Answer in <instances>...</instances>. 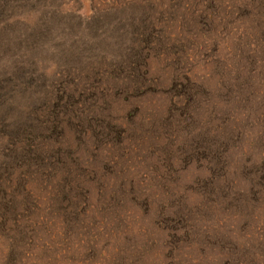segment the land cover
<instances>
[{"label":"rangeland","instance_id":"1","mask_svg":"<svg viewBox=\"0 0 264 264\" xmlns=\"http://www.w3.org/2000/svg\"><path fill=\"white\" fill-rule=\"evenodd\" d=\"M0 264H264V0H0Z\"/></svg>","mask_w":264,"mask_h":264}]
</instances>
